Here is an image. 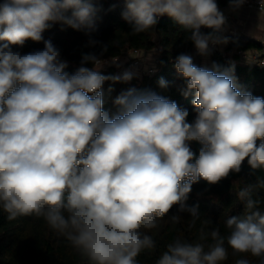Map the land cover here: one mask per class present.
Wrapping results in <instances>:
<instances>
[{
	"label": "clouds",
	"instance_id": "clouds-1",
	"mask_svg": "<svg viewBox=\"0 0 264 264\" xmlns=\"http://www.w3.org/2000/svg\"><path fill=\"white\" fill-rule=\"evenodd\" d=\"M124 2L122 18L132 24L133 34L147 32L167 15L192 30L201 55L210 44L228 42L218 35L226 17L217 0ZM245 2L229 0V7L235 11ZM97 12L92 0L0 3V207L10 221L42 217L88 264H139L138 255L156 246L142 229L157 228L174 205L190 214L191 226L200 219L199 206L186 204L194 183L216 184L239 173L245 159L254 171H264V97L235 87L233 67H198L182 53L174 67L186 82L181 94L195 92L192 123L175 101L135 88L116 97L120 110L109 116L103 109L104 83L129 82L134 72L102 74L108 61L86 54L69 74L51 41L27 54L13 50L29 39L42 41L55 23L90 35ZM201 27L213 32L204 34ZM158 84L168 87L164 78ZM191 141L201 145L198 157ZM259 189L264 177L237 192L244 212L225 220L226 237L218 226L210 232L201 228L200 241L211 238L207 246L177 236L155 264H221L229 248L264 264V212L254 198ZM235 264L251 262L240 258Z\"/></svg>",
	"mask_w": 264,
	"mask_h": 264
},
{
	"label": "trees",
	"instance_id": "trees-1",
	"mask_svg": "<svg viewBox=\"0 0 264 264\" xmlns=\"http://www.w3.org/2000/svg\"><path fill=\"white\" fill-rule=\"evenodd\" d=\"M3 0H0L2 3ZM98 9L95 18V30L86 35L84 31H77L70 27L55 23L46 30L43 40L34 42L31 39L20 46H13L14 51L21 54L43 50L44 41L51 43L59 50L60 59L67 63L66 72L74 74L81 66L82 56L96 54L102 60H111L118 56H124L125 52L132 51V55L154 53L158 56V71L155 75L146 74L142 80L133 82L107 81L104 83L103 101L113 100L122 92L135 88L138 92L151 90L161 96L175 101L181 108L188 110L186 118L192 123L196 118V111L192 104L195 98L193 91L185 97L181 90L185 88V80L178 75L174 64L176 57L182 53L193 58V63L198 67L213 69L218 65L219 70L233 67L234 85L242 92H250L253 96L264 97V68L252 63H235L230 56L223 54V49L218 48L210 53V62L203 64V57L196 51L191 40L192 30L184 29L167 15L158 17L157 24L147 32L133 34V26L122 18L125 10L124 0H92ZM219 7L229 5V0H217ZM202 33H211L213 29L201 27ZM226 50L232 47L252 49L258 46V42L244 37L232 38ZM95 41V43H90ZM156 46L161 47L159 54L153 52ZM106 49V51H105ZM124 59L118 62H109L101 68L102 74L119 75L118 67L124 63ZM91 68V64L84 65ZM160 78L168 82L167 88H161L158 84ZM109 88L112 90L109 91ZM120 110V109H119ZM193 152L199 155L201 145L197 141H191ZM259 144V141H257ZM258 177H264V171L253 170L246 163L241 165L239 173L232 172L227 178L221 179L216 184H209L203 179L192 185L187 206H193V200H197L200 219L195 226H191V217L187 212H179L178 205H174L168 216L159 221L158 227L144 230L151 235L155 241V248L144 250L136 258L139 264H155L159 256L166 251V246L180 236L184 240L196 243L201 242L206 246L210 244L211 238L200 241L201 228L210 232L212 228L219 227L220 233L227 236L229 230L225 227V220L231 216H240L244 212V204L238 200L237 192L246 184H255ZM254 198L260 200V210L264 212V189H259ZM7 213L0 207V264H88L79 253L71 247L64 237L50 229L45 220L33 216H20L15 220H8ZM180 215L179 223H173L170 216ZM205 220L211 224L204 225ZM227 260L221 264H235L240 258L249 259L251 264H259V258L250 254L234 255L228 249Z\"/></svg>",
	"mask_w": 264,
	"mask_h": 264
},
{
	"label": "built area",
	"instance_id": "built-area-1",
	"mask_svg": "<svg viewBox=\"0 0 264 264\" xmlns=\"http://www.w3.org/2000/svg\"><path fill=\"white\" fill-rule=\"evenodd\" d=\"M226 9H231L228 6H224ZM220 9V7H219ZM242 9H248L252 11L259 12L261 14H264V0H246V2L243 4L242 7H240L237 10H242ZM161 17V16H160ZM226 17V24H228L229 18H231V15H225ZM225 24V25H226ZM224 25V26H225ZM207 28V27H204ZM223 31V29H222ZM229 33L233 36L237 37H243L242 33L239 32L238 30L231 29L229 30ZM210 50H217L219 48V44L212 45L210 44ZM197 51V50H196ZM223 54L230 56L231 60L235 63H252L256 66H259L261 68H264V40L258 41V46L252 48V49H244V48H238V47H232L229 50L223 49ZM153 52L159 54L161 52V47L156 46L153 49ZM198 52V51H197ZM123 58H128L125 59L124 63L121 64L118 67V74H122L125 71H131L135 69H140L142 65L144 64V61L147 59L146 55L144 54H139L136 52L135 54L132 55V51H127L125 52L124 56H118L115 57L111 60H106L109 62H118L122 60ZM153 63L148 66L144 72L150 76H153L157 73L158 69V56L156 55L155 59L152 61Z\"/></svg>",
	"mask_w": 264,
	"mask_h": 264
},
{
	"label": "crops",
	"instance_id": "crops-1",
	"mask_svg": "<svg viewBox=\"0 0 264 264\" xmlns=\"http://www.w3.org/2000/svg\"><path fill=\"white\" fill-rule=\"evenodd\" d=\"M220 10L224 13V16L231 15V18L228 20V24L223 26V31L218 33V35H221L222 37H227L228 40L227 43L219 44L220 48L225 49L228 45H230L231 41H233L232 38L236 39L235 36L229 33V30L231 29L238 30L242 33L244 38L251 39L255 42L264 40V14L248 9L233 11L232 9L220 7ZM210 53L211 50L209 47L208 53L202 55L203 59L205 58V62L208 64L210 62ZM151 54L152 53H146L144 55H146V58L148 59Z\"/></svg>",
	"mask_w": 264,
	"mask_h": 264
},
{
	"label": "rangeland",
	"instance_id": "rangeland-1",
	"mask_svg": "<svg viewBox=\"0 0 264 264\" xmlns=\"http://www.w3.org/2000/svg\"><path fill=\"white\" fill-rule=\"evenodd\" d=\"M154 59H155V54L152 53L151 56L144 61V64L142 65V67L140 69L138 68V69L133 70V72L135 73V75H134V78L131 80V82H133L134 80H136V81L142 80V77H144L146 75V73L144 72V70L148 66H150V64L153 63L152 61ZM205 61H206V59L204 58L203 59V64L207 66L208 63L205 62ZM115 99L103 101V109H104V111H106L109 114V116H114L115 114H117L119 112V106H117L114 103Z\"/></svg>",
	"mask_w": 264,
	"mask_h": 264
},
{
	"label": "water",
	"instance_id": "water-1",
	"mask_svg": "<svg viewBox=\"0 0 264 264\" xmlns=\"http://www.w3.org/2000/svg\"><path fill=\"white\" fill-rule=\"evenodd\" d=\"M189 146H190V149L193 151V145H192V143L189 142ZM245 163H246V159L243 161L242 164H245ZM196 205H197V200L194 199L193 200V206H196Z\"/></svg>",
	"mask_w": 264,
	"mask_h": 264
}]
</instances>
